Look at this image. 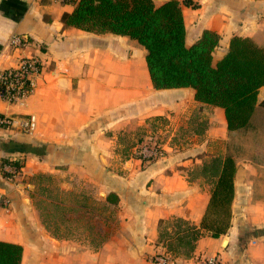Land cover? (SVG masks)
I'll list each match as a JSON object with an SVG mask.
<instances>
[{
    "label": "crops",
    "instance_id": "0c3cea01",
    "mask_svg": "<svg viewBox=\"0 0 264 264\" xmlns=\"http://www.w3.org/2000/svg\"><path fill=\"white\" fill-rule=\"evenodd\" d=\"M77 1L0 0V68L30 55L42 66L22 102L0 97V114L37 117L30 134L0 128V193L7 201L0 203V240L23 246L21 264H155L153 256L168 250L160 224L171 235L166 224L184 220L188 227L177 236L190 232L189 226L200 228L214 165L229 155L237 165L230 228L220 237L204 231L190 256L171 252L170 264H196L211 255L222 264H264V138L252 131L254 125L264 128L256 123L264 117V86L250 123L229 130L224 109L197 101L194 88H154L147 50L137 40L65 25L62 16ZM195 1L198 7L183 6L187 45L211 29L220 34L214 62L234 35L264 48V0ZM14 34L27 35L30 44L11 47ZM184 124L191 127L190 138L175 140ZM145 138L161 144L165 155L150 162L136 157ZM14 162L20 165L16 174L3 168ZM45 176L58 181V191L38 188L34 179ZM36 189L54 195L49 223L35 202ZM61 207L64 232L57 222ZM75 211L85 220L67 229Z\"/></svg>",
    "mask_w": 264,
    "mask_h": 264
},
{
    "label": "trees",
    "instance_id": "16d2710c",
    "mask_svg": "<svg viewBox=\"0 0 264 264\" xmlns=\"http://www.w3.org/2000/svg\"><path fill=\"white\" fill-rule=\"evenodd\" d=\"M198 7L195 0H78L62 21L95 33H115L137 40L146 50V64L154 88L192 87L195 99L224 109L227 127H246L259 104L258 95L264 86V48L250 37L234 35L227 52L216 62L213 52L220 34L205 29L191 45L186 44L183 6ZM264 107V100L260 103ZM159 116L154 119H158ZM20 166L18 162L12 163ZM216 174L210 200L200 228L178 235L176 242L160 224V238H168L170 252L186 257L204 231L220 237L231 226L236 161L226 156L214 165ZM112 199L111 194L107 196ZM179 224L186 223L182 219ZM177 230L176 233H179ZM23 246L0 240V264H21Z\"/></svg>",
    "mask_w": 264,
    "mask_h": 264
},
{
    "label": "built area",
    "instance_id": "2783aa9c",
    "mask_svg": "<svg viewBox=\"0 0 264 264\" xmlns=\"http://www.w3.org/2000/svg\"><path fill=\"white\" fill-rule=\"evenodd\" d=\"M29 44V37L24 34H14L10 39V46L15 49L25 48ZM41 71V60L36 55L22 56L15 66L0 68V97L9 103L22 102L34 91ZM0 128H16L30 134L37 128V117L34 114H14L11 116L0 114ZM135 154L142 161L150 162L163 157L165 149L155 140L145 138L136 147ZM3 168L16 174L20 167L4 164ZM0 203H7L1 193ZM172 258V253L166 250L154 255L152 260L155 264H170ZM196 264H222V262L218 255H211L200 257Z\"/></svg>",
    "mask_w": 264,
    "mask_h": 264
},
{
    "label": "rangeland",
    "instance_id": "374dc122",
    "mask_svg": "<svg viewBox=\"0 0 264 264\" xmlns=\"http://www.w3.org/2000/svg\"><path fill=\"white\" fill-rule=\"evenodd\" d=\"M187 120L190 121L191 119L190 118H187L186 121ZM164 121L165 120H163V119L156 120V122H158L159 124H161L163 126L165 125V122ZM256 123L260 127L261 126L264 127V117H262V115L258 116V118L256 120ZM185 125L186 124H184L183 126L179 127L176 130V133H175V136H174L175 140L176 139L177 140H183V139H186V138H190V137H188V136H190L188 134L190 133L191 127H184ZM189 125H192V124L189 123ZM153 128L155 129V127H153ZM252 131L258 132V134H259V136L254 135V137L261 138V139L264 138V128L262 130L260 129V131H259L258 127L256 128L255 125H254ZM130 140L131 139H129V138L126 137V141L124 140L125 141V144H128V141H130ZM216 147L219 150L221 149L222 153H224V147H223V145L218 144ZM228 152H229V150H228ZM236 153H239V152L237 150H233L232 155L233 154H236ZM34 180L36 181V184L38 185V188H39V186H42V187L44 186L47 189L51 187L52 192H54L55 190L58 191L59 184H58V181L57 180L55 181L52 178L51 179L48 178L47 176H45V177H39V178L37 177ZM47 189L46 190H44V189L43 190L42 189H38L37 190L36 189V192H35L36 194H34V197H35L34 199H35L36 204L41 205L42 207H44V210H43L44 211V219L46 220V222L49 223V219H48L49 218L48 217V211H49V209L48 208H49V205H50L49 204L50 203V197H53L54 195L50 196L49 195V191ZM55 195L58 196V193H56ZM58 200H59V198H57V201ZM52 206H55V205L53 204ZM57 211H58V213H57L58 221L57 222L58 223L59 222H62V228H63V232H64L65 231L64 230L65 227H64V218L63 217H64V214H65V208L64 207H61ZM110 215L111 214L109 212H105V215L104 216L107 218ZM72 216H73V220L69 223L68 226H66V228L67 229H69L71 227L73 229L80 228L81 227V224L80 223L84 222V220H85L84 216H81L80 212H76V211L73 212ZM50 225H51L52 229L55 230L56 226L54 224H51V223H50ZM83 225L85 226V223H83ZM166 226L169 227L170 230H171L170 237H171V240L173 242H176V238H177L176 237L177 236V233L176 232H177V230L186 229L188 227V225H186L184 223L180 224V227H179L178 222L175 221V220L170 221L169 223L166 224ZM57 232H58V229H57Z\"/></svg>",
    "mask_w": 264,
    "mask_h": 264
}]
</instances>
